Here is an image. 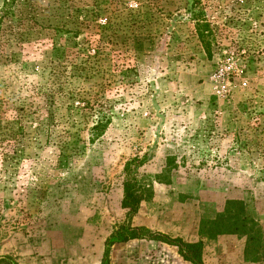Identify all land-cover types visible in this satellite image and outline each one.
Listing matches in <instances>:
<instances>
[{"label":"rangeland","instance_id":"rangeland-1","mask_svg":"<svg viewBox=\"0 0 264 264\" xmlns=\"http://www.w3.org/2000/svg\"><path fill=\"white\" fill-rule=\"evenodd\" d=\"M228 199L264 249V0H0V264H99L122 225L190 242Z\"/></svg>","mask_w":264,"mask_h":264},{"label":"trees","instance_id":"trees-1","mask_svg":"<svg viewBox=\"0 0 264 264\" xmlns=\"http://www.w3.org/2000/svg\"><path fill=\"white\" fill-rule=\"evenodd\" d=\"M103 122L98 120L92 126L93 130L102 131ZM136 160L138 163L141 160L133 158L125 162L123 170L125 173L123 185V198L121 206L128 210V215L134 214L141 201L138 194L139 186L134 177L130 176V165ZM174 162V158L168 159V164ZM170 169H165L169 171ZM147 233L144 235L142 233ZM236 234L245 236L246 244L244 255L246 260L258 261L261 259L263 250V232L259 227L256 219L249 215L245 209L244 203L240 200L228 199L225 203L223 212L217 213L214 218H201L198 226L199 239L194 242H187L180 237H170L161 232H150L143 227L120 226L117 230L111 233L104 241V249L100 264H108L109 251L111 246L117 242H125L134 238H147L158 240L166 244L175 246L178 254L190 264H204L203 262V247L204 241L214 240L220 234ZM5 258L1 259L3 261ZM17 264V263H16Z\"/></svg>","mask_w":264,"mask_h":264},{"label":"crops","instance_id":"crops-1","mask_svg":"<svg viewBox=\"0 0 264 264\" xmlns=\"http://www.w3.org/2000/svg\"><path fill=\"white\" fill-rule=\"evenodd\" d=\"M190 242L197 241L199 239V235ZM238 236V235H237ZM236 234H225L219 235L216 239V243H213L214 246H220L221 239L232 242V247L235 249L234 255L235 260H231L232 256L230 257V264H261L264 261V258H261L258 261L246 260L244 255V249L246 244V238H239ZM224 238V239H223ZM204 247H203V262L206 264L204 250L206 248V243L211 242L212 240L203 239ZM214 242V241H213ZM230 247V246H229ZM231 248V247H230ZM232 249V248H231ZM239 250V254H238ZM99 252V253H98ZM101 249L97 251V259L96 261H101L102 253L100 254ZM169 258L166 259V255ZM170 255V256H169ZM163 256V259H161ZM170 257L172 261L170 260ZM162 260V262H171L179 263L182 262L183 264H190L188 261L184 260L177 252V248L172 245L166 244L164 242H160L153 239H141V238H134L127 240L125 242H117L114 243L109 251V262L108 264H158V261ZM166 259V260H165ZM100 264V263H99Z\"/></svg>","mask_w":264,"mask_h":264}]
</instances>
